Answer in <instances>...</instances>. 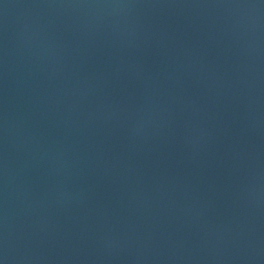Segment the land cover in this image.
I'll use <instances>...</instances> for the list:
<instances>
[{"label":"water","instance_id":"water-1","mask_svg":"<svg viewBox=\"0 0 264 264\" xmlns=\"http://www.w3.org/2000/svg\"><path fill=\"white\" fill-rule=\"evenodd\" d=\"M0 264H264V0H0Z\"/></svg>","mask_w":264,"mask_h":264}]
</instances>
